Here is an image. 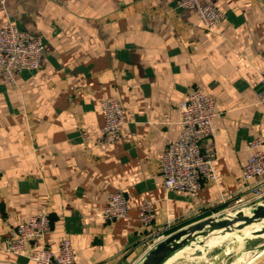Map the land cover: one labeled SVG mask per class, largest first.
<instances>
[{"label": "crops", "instance_id": "0c3cea01", "mask_svg": "<svg viewBox=\"0 0 264 264\" xmlns=\"http://www.w3.org/2000/svg\"><path fill=\"white\" fill-rule=\"evenodd\" d=\"M201 1L225 12L219 26L207 28L177 0H6L0 28L10 22L42 35L45 53L41 67L15 83L0 70L2 264H33L7 251L4 238L45 210L51 230L35 245L56 253L69 237L76 264H130L152 230L172 234L204 214L231 212L240 197L250 204L242 168L248 140L264 143V0ZM197 88L220 112L212 122L217 181L204 179L196 192L168 191L165 144L179 137L180 104ZM104 98L122 103L125 122L117 142L98 145ZM117 191L128 198V215L104 221L102 209ZM146 201L156 217L143 230Z\"/></svg>", "mask_w": 264, "mask_h": 264}, {"label": "built area", "instance_id": "2783aa9c", "mask_svg": "<svg viewBox=\"0 0 264 264\" xmlns=\"http://www.w3.org/2000/svg\"><path fill=\"white\" fill-rule=\"evenodd\" d=\"M56 1L69 3L74 0ZM5 3L6 0H0V12ZM177 5L182 9H194L209 29L219 26L226 17L225 12L214 4L203 3L201 0H177ZM44 53L45 43L42 35L20 29L10 22L0 28V70L9 82L15 83L24 71L38 70L42 65ZM259 98L264 102V73L261 78ZM101 108L104 124L95 141L98 145L113 144L121 137V128L125 122L124 108L119 100L112 98H104L101 101ZM219 114L213 96L201 88L191 90L181 102L180 135L176 139H167L161 159L164 186L168 191L196 192L201 188L204 179L217 181L212 122ZM79 135L87 140L92 134L80 129ZM247 148L251 153L243 165L242 177L245 181V189L251 194L252 200L250 204H246L241 197L238 198L231 208L232 211L228 213L248 210L254 204L264 202L263 140L258 137L252 138L248 140ZM1 175L0 162V178ZM128 212L129 201L126 194L117 191L110 194L108 202L102 209V218L104 221H115L125 218ZM155 217L154 202H143L139 213L143 230L153 224ZM169 229L168 226L165 227V230ZM50 230V212L45 210L34 214L6 233L5 248L7 251L28 256L33 264H76L73 243L69 237L61 240L56 253L45 244L35 245L38 240H44ZM169 235L160 230H152L143 242L145 248L140 260ZM140 260L130 264H138Z\"/></svg>", "mask_w": 264, "mask_h": 264}, {"label": "water", "instance_id": "95a60500", "mask_svg": "<svg viewBox=\"0 0 264 264\" xmlns=\"http://www.w3.org/2000/svg\"><path fill=\"white\" fill-rule=\"evenodd\" d=\"M253 225H260V228L253 230L251 236H264V202L254 204L247 212L245 210L233 213L223 212L180 228L149 250L138 264H166L184 250L197 247L210 235L234 232L243 235L242 230ZM255 249L264 250V242Z\"/></svg>", "mask_w": 264, "mask_h": 264}, {"label": "rangeland", "instance_id": "374dc122", "mask_svg": "<svg viewBox=\"0 0 264 264\" xmlns=\"http://www.w3.org/2000/svg\"><path fill=\"white\" fill-rule=\"evenodd\" d=\"M264 242V236L253 237L251 234L240 235L239 233L226 236L206 251L203 249L189 250L186 255L188 259H183V264H191V261L202 264H233L234 261L242 256L248 258V254L257 246ZM192 256V257H191ZM264 257L261 256L262 259ZM258 259V260H259Z\"/></svg>", "mask_w": 264, "mask_h": 264}, {"label": "bare ground", "instance_id": "6f19581e", "mask_svg": "<svg viewBox=\"0 0 264 264\" xmlns=\"http://www.w3.org/2000/svg\"><path fill=\"white\" fill-rule=\"evenodd\" d=\"M253 227L254 228H252V229H249L250 227L245 228V230L243 229L242 234L243 235L251 234L253 232V230L260 228V225H253ZM236 233L237 232H234L231 234H236ZM231 234H213V235H210L209 237L204 239L201 244H199L197 247H195L191 250L203 249L206 251L209 247H211L212 245H214L218 242H221L226 236L231 235ZM188 253H189V250H184L183 252L177 254L175 257L171 258L166 264H173V263L174 264H183L181 262V260L188 259V257L186 256ZM263 254H264V250L255 249L248 254L249 256L247 259H244L245 257L242 256V257L236 259L233 264H249L251 261L256 260L258 257L262 256ZM188 263L189 262H187L186 264H188ZM191 264H202V263H196L195 261H191Z\"/></svg>", "mask_w": 264, "mask_h": 264}, {"label": "trees", "instance_id": "16d2710c", "mask_svg": "<svg viewBox=\"0 0 264 264\" xmlns=\"http://www.w3.org/2000/svg\"><path fill=\"white\" fill-rule=\"evenodd\" d=\"M207 215H209V214H204V215H202L201 217L202 218H204V217H206ZM181 227V226H180ZM177 229H179V227L178 228H175V230H177ZM174 231V230H173Z\"/></svg>", "mask_w": 264, "mask_h": 264}]
</instances>
